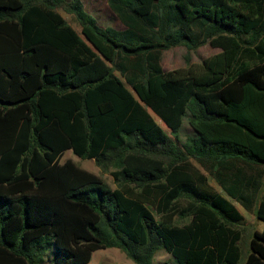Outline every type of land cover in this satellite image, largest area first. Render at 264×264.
<instances>
[{
  "label": "trees",
  "instance_id": "trees-1",
  "mask_svg": "<svg viewBox=\"0 0 264 264\" xmlns=\"http://www.w3.org/2000/svg\"><path fill=\"white\" fill-rule=\"evenodd\" d=\"M106 1L123 29L81 0H0V264L107 247L264 264V227L242 240L233 203L264 223V0ZM205 42L219 51L200 71L161 67L162 50Z\"/></svg>",
  "mask_w": 264,
  "mask_h": 264
},
{
  "label": "rangeland",
  "instance_id": "rangeland-1",
  "mask_svg": "<svg viewBox=\"0 0 264 264\" xmlns=\"http://www.w3.org/2000/svg\"><path fill=\"white\" fill-rule=\"evenodd\" d=\"M85 8L89 10V14L96 18L97 23L101 26H110L115 29H123L124 24L120 21L118 16L110 9L106 0H82ZM58 12L62 17L76 30L79 31V25L72 18V16L62 9L58 8ZM219 51L218 48L210 46L207 42L199 45L195 49L187 50L182 45L172 46L168 49H164L160 54V65L164 70L181 69L183 73L188 72H198L201 70V60ZM157 122L159 120L157 119ZM160 124V122H159ZM164 127V126H163ZM190 130L189 125L183 120L181 130L179 132V137L184 138L185 134ZM64 160H71L80 168H83L89 172L98 175L108 186L114 187L112 177L109 173L102 172L93 162L92 159L80 158L74 155L70 150H65L59 157V162ZM208 182L215 186L217 189L219 187L214 183V181L208 176ZM247 218L251 217V214L245 212ZM257 223H260L258 220ZM255 224L252 225V227ZM246 235L243 234L242 240H245ZM51 259L50 257H47ZM49 259V260H50ZM244 259V255L241 254L240 261ZM168 262L169 264H174L169 254L163 250H157L152 258L153 264H161L162 262ZM52 264V263H51ZM85 264H133L132 261L127 258L123 251L115 247H107L102 249L94 250L91 253L89 261Z\"/></svg>",
  "mask_w": 264,
  "mask_h": 264
},
{
  "label": "crops",
  "instance_id": "crops-1",
  "mask_svg": "<svg viewBox=\"0 0 264 264\" xmlns=\"http://www.w3.org/2000/svg\"><path fill=\"white\" fill-rule=\"evenodd\" d=\"M81 2H82V0H81ZM82 6H83V8H84L85 11L89 12V10H87L85 8L83 2H82ZM233 203H234L235 207L238 209V211L243 216V222L239 225V227L241 228V231L243 232V234L246 235L245 240H248V238L250 237V235L252 234V232L254 230L260 231V230L263 229L264 223L262 221H260V223H257L258 220L254 217V215H253V213L251 211H245L239 204H237L236 202H233ZM245 212L251 214V217L254 218V219L251 220V218H247L246 215H245ZM253 224H255V225L252 227Z\"/></svg>",
  "mask_w": 264,
  "mask_h": 264
}]
</instances>
